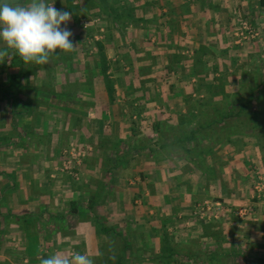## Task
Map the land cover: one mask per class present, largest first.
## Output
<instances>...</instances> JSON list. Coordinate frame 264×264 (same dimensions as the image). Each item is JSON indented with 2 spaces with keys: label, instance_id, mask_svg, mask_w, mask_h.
Segmentation results:
<instances>
[{
  "label": "crops",
  "instance_id": "obj_1",
  "mask_svg": "<svg viewBox=\"0 0 264 264\" xmlns=\"http://www.w3.org/2000/svg\"><path fill=\"white\" fill-rule=\"evenodd\" d=\"M163 2L132 0L129 9L106 14L108 20L94 8L88 15L99 22L84 31L73 15L81 4L63 2L60 9L54 0L55 8L72 13L66 26L76 49H57L52 66L22 60L21 69L0 74L6 81L0 83V228L2 218L11 224L0 232L20 236L22 264H40L37 257L57 251L86 252L94 264H111L121 247L147 255H125L115 264H264V198L252 191L256 177L264 183V130L252 124L236 132L226 123L240 126L236 120L253 118L218 113L233 105L257 107L249 96H222L264 89V83L210 82L203 91L179 69L192 55L212 63L203 55L209 51L225 72L221 53L203 43L226 42L218 27L231 26L233 11L257 21L264 32V0ZM171 73L177 76L169 82ZM205 93L210 97L204 100ZM186 108L195 120L209 115L218 121L216 138L225 139L203 162L189 157L191 150L174 155L163 145L161 150L140 142L155 140L166 121L187 119L178 118ZM252 114L261 120V113ZM140 122L150 131L146 136ZM72 148L92 150L80 164V180L59 173L64 150ZM205 198L251 211L243 220L228 214L200 224L194 213ZM160 238L174 244L161 249ZM13 258L0 257V264H13Z\"/></svg>",
  "mask_w": 264,
  "mask_h": 264
},
{
  "label": "rangeland",
  "instance_id": "obj_2",
  "mask_svg": "<svg viewBox=\"0 0 264 264\" xmlns=\"http://www.w3.org/2000/svg\"><path fill=\"white\" fill-rule=\"evenodd\" d=\"M67 1L71 4L72 3L77 4L76 6H79L81 4L80 10H74L73 15L75 13V15H74L75 21H79V22L81 21L80 26H81V29L83 28L84 31L89 30L91 27L95 26L99 22L98 19L94 18V16L88 15L94 8H99L100 13L106 17V20H108V17L106 14L116 15L118 9H121L122 7L124 9H129L131 7V4H132V0H109L110 3H106V5H105L106 8L102 9L100 6H95V5H93V3H90L91 0H78L77 2H76V0H63V1L62 0H55V3H57V2L60 3V9H61L62 3L64 2L65 4H67L68 3ZM144 1L148 2V0H144ZM164 1L166 4H168L167 0H164ZM3 2H4V0H0V3H3ZM8 2L12 3V4L24 5V4L29 3L30 0H8ZM45 2L51 4L52 2H54V0H45ZM158 3L164 4L163 0H158ZM162 19L164 20L163 17L161 18V20ZM232 19H233V23H232ZM218 28L221 31V34H224V36H225L224 40H226V42H220L217 44L203 43V45H206L207 49L210 51H211V49H213V50L216 49L218 53H221L220 56L222 58H219V59L222 60V63H224L223 66L226 67L227 70L223 73H219L220 77L223 76V78H225L227 80L226 83L232 82L233 85H235V83H237V81L240 82V83L238 82L237 84H242L241 80H244L245 83L247 85H250V86H256L259 83H263L264 82V59H260V58H261V54L264 51V45H262L264 43V32H263V29L260 28L259 25H257V21L255 23H253V21H251L247 15H244L240 11L239 12L233 11L232 18H231V26H228V27L219 26ZM82 34H83V31H82ZM76 41H77V43H80L79 39H77ZM79 47H81L80 44H79ZM0 52L4 53L3 59H0V74L5 72V69H7V68H13V69H17V70L22 68V59L13 50L8 49L6 44L2 40H0ZM56 52H59V50H57ZM185 59H184L185 62H182L183 65L179 66L180 70H183V71L185 70V72L186 71L188 72V73L183 74L185 77V80H187V81L191 80L193 84L201 86L203 91H205L208 88L207 87L208 85H205V84L213 81V78H212L213 76L211 75V73H209L212 71H210L209 67L204 68L203 65H206V64L202 61L200 63V61H198L196 59V57H194V55L187 58L186 60ZM54 60H56V59H54L53 56H51L50 62L48 64L42 65V66H52ZM128 60L129 59H127V62L131 61V60H129V61ZM143 61H145V60H143ZM224 61H227V62H224ZM215 63H217V62H215ZM195 67L199 68V69H203L205 71H198L197 72L196 71L197 69ZM142 70L146 71V68H144ZM245 72H247V74L249 73L250 75H245V74L243 75V73H245ZM236 73H238V75H236ZM175 75L177 76V74H175ZM175 75H174V73H171V77H170L171 80L168 79V81L172 82L174 80V78L176 77ZM0 76H3V75H0ZM237 76H239V77H237ZM17 77H18V79L19 78L22 79V75H17ZM144 79H146V78H144ZM202 79L204 80V82H200ZM149 80H150V78H149ZM16 81H17V78H16ZM2 82H6V81L3 78H1L0 83H2ZM144 82H145V80H144ZM194 95L195 94H193L192 98L195 97ZM185 96L187 99L190 98L189 94H187ZM239 96H241L242 99L244 97L246 98L249 96V92L243 91L242 94ZM165 97L166 96H162V101ZM195 98H199V97H195ZM241 98H237V99H241ZM251 109H253V108H251ZM251 109L249 108V110H251ZM253 111H254L253 113L256 115L258 113H260V112H258L256 107L253 109ZM142 112H143V109H142ZM182 113H184V114H182ZM136 115H138V114H136ZM142 115H144V113H142ZM181 116H186V118L188 120L189 119H191V120L195 119V115L193 113H190L189 108H186L185 111L181 112L178 115V118L180 119ZM140 118H141V115H140ZM167 123L169 124L170 121L164 122V126H166V127L169 126ZM145 126H146L145 124H143L141 122L139 123V128L142 130L140 135L146 136V134L148 132H150L148 129L145 128ZM167 128H169V127H167ZM192 128H193V126L190 127V129H192ZM167 131L168 130H164L163 134H159V135L157 134L156 139L155 140L153 139V141L149 140L145 137L140 142L143 144L144 143L145 144L149 143L150 145L154 144V146H156L158 148H160L161 145L166 143V147L164 148V150H172L174 155H178V153H180V152L177 153V151H175V150H181V149L178 148L177 145L173 144V142H174L173 138H171L170 133ZM165 134L167 135V137L164 138L163 136ZM150 142H155V143H150ZM86 149L82 148L81 150H76V152H79V151H85V152H81L82 153L81 157L75 158V159H72V157L70 156L68 151L64 150L63 155H65V157L61 163V168L59 169V171H60L59 173L73 177L75 180H80L81 179V173H80L81 165L80 164L82 163V161H84V158H86V156L88 157L90 152H92V150H86ZM160 149L163 150V148H160ZM68 154H69V156H68ZM75 154H77V153H75ZM69 158H70V161L72 159L71 165L68 162ZM259 175H260V173H259ZM258 179H260V178L256 177L254 186L252 188L253 196H256V198H257V194L255 191V184H256V181ZM256 200H257L256 202L258 203L259 199H256ZM218 201L219 200H217V199L205 198V200L203 199L197 203L194 216L196 217V220H199L200 224H203L205 222H209L215 218H216L215 220L221 219L222 216H225V215L227 216L228 214H231V215H229V217L230 216L233 217L232 219H235V221H236L237 217L239 218V219L237 218V220H243L242 218L247 217V215H241V213H240V211H241L240 208H242L241 206H233V207L225 206L222 202H218ZM9 220H7L6 218L1 219L2 229L0 228V230H8V229L10 230L11 229V224L9 223ZM12 221L22 223L20 218L19 219L12 218ZM161 229H164V227ZM115 238H116V236H115ZM117 239H120V238L118 237ZM160 240L161 241L159 242V244H160L161 249H163V247H167V243L168 244H174L173 240H167L164 238H160ZM21 242L22 241H21L20 236H13L12 234L10 235V232H9V234L6 232L4 234H1V232H0V257H6V258H8V256L10 258L14 257L13 258L14 260L12 261L13 264H22V251L20 250V246L22 245ZM118 242H120V241H118ZM118 248L120 249V247H118ZM161 252H162V250H161ZM49 253H51V252L49 251ZM142 254L147 255L146 251L140 252V251H137L136 249H134L132 251L129 250V251L125 252L123 247H121V250H115L111 259H108V260L111 264H115L116 261H119L125 255H126V258H128L130 260L133 257L138 256V255H142ZM149 254L151 255L150 252H149ZM106 255H107V252H106ZM201 257H202L201 260H207L208 259V258H205V256H201ZM25 259L27 261H29V259L27 257ZM1 260H5V259H1ZM26 263L27 264H33L31 261L26 262ZM2 264H4V262H2ZM10 264H12V263H10ZM121 264H127V263L125 261L124 263H121Z\"/></svg>",
  "mask_w": 264,
  "mask_h": 264
},
{
  "label": "clouds",
  "instance_id": "obj_3",
  "mask_svg": "<svg viewBox=\"0 0 264 264\" xmlns=\"http://www.w3.org/2000/svg\"><path fill=\"white\" fill-rule=\"evenodd\" d=\"M72 13L58 10L54 3L30 0L27 4L0 3V40L19 55L25 64L46 65L56 50L68 53L76 49L67 28ZM65 25V27H61ZM4 53L0 52V59ZM40 264H94L89 255L57 251L47 258L37 257Z\"/></svg>",
  "mask_w": 264,
  "mask_h": 264
},
{
  "label": "trees",
  "instance_id": "obj_4",
  "mask_svg": "<svg viewBox=\"0 0 264 264\" xmlns=\"http://www.w3.org/2000/svg\"><path fill=\"white\" fill-rule=\"evenodd\" d=\"M90 3H93V5H95V6H100L101 8L103 7L102 9H105L106 3H110V1L109 0H91ZM203 52H204L203 55H206L207 59L211 60V62H212V63H208L207 62L208 60H206L205 58L202 61L205 64L207 63L210 71H212V72H209L213 75L212 83L214 85L215 84L220 85L221 83L225 84L227 82V80L225 78H223V76H221V77L215 76V73H217V72L218 73L224 72L221 69L220 65H215V63H213L216 59L215 54L213 55L209 51L208 52L203 51ZM196 59H197V57H196ZM197 60L200 61L199 59H197ZM200 82H204V80L202 79ZM241 83L245 84V81L241 80ZM194 91H197L199 93V86H194ZM212 93H213V91H212ZM224 93L225 94L222 96L223 99L226 98V99L230 100V99H233L235 97L241 98V96H239V94H236V93H233L234 95H232V94L227 95L226 91ZM249 94H250L249 97H250L251 101L258 100L257 101L258 102L257 103L258 109H261V108L263 109V107H264V105H263L264 104V89L258 88V87L257 88L253 87L250 90ZM192 97L193 96L191 95L190 98H192ZM209 97H210V95L208 93H205L203 99L205 100ZM226 99H224V100H226ZM253 109L249 110L248 106H234L233 105V106L226 107V108L221 107V109H218V111H219L218 113H219V116L230 115V117L232 119L238 118L240 113H245L246 116L249 115L248 117L253 118V120H252L253 122H251V123H246V122H242L241 120H236V122H238L240 124V126L235 125V124L233 125L232 122L226 123V128H232L233 126L237 127L235 129L236 132H241L242 128L246 129L247 126H250L252 124H254L255 127H262L264 130V117H262L264 112L262 110H258V112L261 113L260 114L261 120H260L258 118H254V116L252 114ZM204 116H207V115H203L201 118H199L197 120L192 119L191 121H188L187 119H180L177 123L170 124L169 126H167L169 128L166 127L167 129H165V130H168L167 132H169L171 138H173V141H174L173 144L177 145V147L180 148L181 150H191V151H188L189 157H190V155H191V157H194V155H195V157H197V159L202 161V162L205 160L206 155L208 154L209 150H211L213 145L216 146L225 140L224 138H219V139L216 138L217 130H218V129H216V126H218V125L220 126V124H218V121L216 122L213 119L209 118V115L207 116L208 118H206ZM225 118L226 117H224L222 120L224 121ZM236 122H234V123H236ZM160 126H161V124L159 125V127ZM192 126H193V128L190 129V127H192ZM221 131H222V129H221ZM163 132H162V134H163ZM219 132H220V129H219ZM163 137L165 138V137H167V135L165 134ZM163 146L166 147V143H164ZM194 150L195 151L198 150V151H196V153H192ZM168 257H170V256H168Z\"/></svg>",
  "mask_w": 264,
  "mask_h": 264
},
{
  "label": "built area",
  "instance_id": "obj_5",
  "mask_svg": "<svg viewBox=\"0 0 264 264\" xmlns=\"http://www.w3.org/2000/svg\"><path fill=\"white\" fill-rule=\"evenodd\" d=\"M76 150L77 149H75V148L67 150L68 153L70 154V156L72 157V159L81 157V155H82L81 152H85V151L76 152ZM75 153H77V154H75ZM69 154H68V156H69ZM72 159H71V161H70V158L68 160L70 165L72 164ZM255 191H256L257 197H259L260 199L264 198V183L262 182L261 179H258L256 181ZM250 211H251V208L247 206V207L241 209L240 213H241V215H247Z\"/></svg>",
  "mask_w": 264,
  "mask_h": 264
}]
</instances>
